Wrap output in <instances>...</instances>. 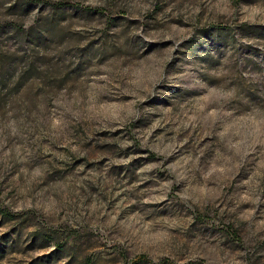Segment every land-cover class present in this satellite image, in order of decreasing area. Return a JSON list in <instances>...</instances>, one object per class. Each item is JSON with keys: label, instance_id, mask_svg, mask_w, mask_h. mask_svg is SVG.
<instances>
[{"label": "rangeland", "instance_id": "1", "mask_svg": "<svg viewBox=\"0 0 264 264\" xmlns=\"http://www.w3.org/2000/svg\"><path fill=\"white\" fill-rule=\"evenodd\" d=\"M87 261L264 264V0H0V264Z\"/></svg>", "mask_w": 264, "mask_h": 264}, {"label": "trees", "instance_id": "2", "mask_svg": "<svg viewBox=\"0 0 264 264\" xmlns=\"http://www.w3.org/2000/svg\"><path fill=\"white\" fill-rule=\"evenodd\" d=\"M58 7H59V6H58ZM136 262H145V258H144V257H141V258H139V260L136 261ZM86 264H92V262H91V261H87Z\"/></svg>", "mask_w": 264, "mask_h": 264}]
</instances>
